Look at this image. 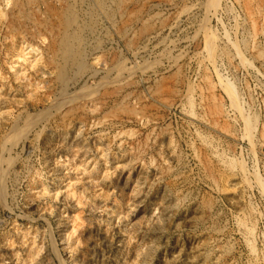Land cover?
Wrapping results in <instances>:
<instances>
[{"label":"rangeland","instance_id":"1","mask_svg":"<svg viewBox=\"0 0 264 264\" xmlns=\"http://www.w3.org/2000/svg\"><path fill=\"white\" fill-rule=\"evenodd\" d=\"M13 1L0 0V264H264V0H129L125 33V14L99 12L59 107L51 36L14 31Z\"/></svg>","mask_w":264,"mask_h":264},{"label":"bare ground","instance_id":"2","mask_svg":"<svg viewBox=\"0 0 264 264\" xmlns=\"http://www.w3.org/2000/svg\"><path fill=\"white\" fill-rule=\"evenodd\" d=\"M53 1H54V3H52L51 0H14L13 3H14V7H15L16 12H15L14 17H13L14 21H13V23L11 22L13 24V27L11 25L10 26L12 27V29L14 31H17V29L20 27L21 23H24L26 21H32L33 24L35 25L34 27H36L38 29V30H36L37 32H40V30H47L48 33L50 34L51 39H50L49 45L47 46V49H46L47 59H45V60L50 65H52V67H54V69L56 70L54 80H56L57 86H58V88H60L59 90L61 91V95H60L61 100L59 99V102H56V103H58L57 106L55 104L54 105H55V107H59L64 101L72 99L73 94L71 95V93L68 92V89L70 88L71 83H73L74 81H77L78 80V79H76L77 76L85 73V71L88 68L87 64H86V60H85V58H86V47H87L86 46L87 45V42H86L87 37L85 34L87 32L93 31V29L95 28V25H96L97 19H98V14H100L99 12H102V14L106 15L109 19H112V21L114 19H116V18H114L115 14H117L120 17L121 16L124 17L123 15L125 14L126 20H124L123 18H120L119 20L116 19V22H115L117 24L115 26H117L118 30L121 33H125V31L128 29V26H130L128 23V22H130L129 20L133 19L132 17L136 13H134V10H133L132 11L133 13L128 11V14L126 15V13H127L126 12V10H127L126 5H127V2L129 0H53ZM84 2H86V3L88 2L87 10L82 9L83 7L81 8V6H82V4H84ZM40 3L46 4V12H44L45 16H42L41 11L39 9L40 7L38 6V4H40ZM44 13H43V15H44ZM136 17H137V15H136ZM148 20H149V18H148ZM132 22H134V21H132ZM25 25H26V23H25ZM151 27H152V22L151 21H145L144 24L142 25V27L139 28V33L140 34L144 33L145 31H148ZM31 29L33 30V28H31ZM25 30H26V28H25ZM96 31H98V30H96ZM93 32L96 33L95 31H93ZM90 33H92V32H90ZM137 33H138V30H137ZM139 33H138V35H139ZM127 41H128L127 43L131 44L133 42V37H130ZM94 44H96V42ZM111 57H113V56H111ZM122 64H124V63H122ZM115 66H116V64H115ZM122 68H123L122 65H117V68H115V69H117V71L119 73V72H121ZM110 70H112V69H110ZM113 75H114V73H113ZM173 75H174V73H173ZM114 76L117 78L116 75H114ZM119 76H122V75L120 74ZM115 77H113V78H115ZM117 80H115V81H117ZM163 81H164V79H163ZM107 82H108L107 80L106 81L103 80V81H101V84H107ZM158 85H159L158 87L161 86V84H158ZM84 86H86L88 88V85L85 84ZM161 87H163V85ZM81 88L82 87H80V90H81ZM96 88H99V86ZM119 88H121V87L119 86ZM35 89H36V87H35ZM156 89H157V87H156ZM88 90L90 91V88H88L87 90L85 89V92L86 91L88 92ZM73 91H75V93H77L76 90H73ZM73 91H72V93H74ZM112 92H113V89H112ZM75 93H74V95H75ZM79 93L80 92H78L77 94H79ZM83 93H84V91H83ZM83 93L81 96H83ZM73 99L75 100V98H73ZM78 99H82V98L79 97ZM70 102H72V100ZM72 103H74V101ZM66 104H67V102H66ZM121 104H122V102H121ZM67 105H69V103ZM75 106L77 107V105H75ZM124 108H126V107H124ZM117 109H119V108H117ZM128 110H129V108H128ZM44 116H46V114L41 113L38 115L37 119L39 120V118L44 117ZM30 118H31V116H30ZM27 119H28V121L32 122L31 120H29V118H27ZM25 120H26V118H24V121H23L24 125L20 124L22 126H19L18 129L16 128L17 131H16V129H14V131H16L15 132L16 136H14V137L23 135L26 132V130L30 127L29 124H31V123H28V125H27V123H25L26 122ZM15 127H16V125H15ZM12 131L13 130H11V132ZM14 131H13V133H14ZM3 173H5V172L0 171L1 179L3 178ZM4 179H6V178H4ZM1 193H0V195H1Z\"/></svg>","mask_w":264,"mask_h":264}]
</instances>
